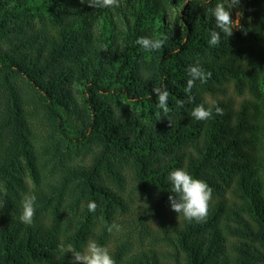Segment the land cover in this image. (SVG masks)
<instances>
[{"label": "trees", "instance_id": "16d2710c", "mask_svg": "<svg viewBox=\"0 0 264 264\" xmlns=\"http://www.w3.org/2000/svg\"><path fill=\"white\" fill-rule=\"evenodd\" d=\"M219 2L0 0V264H71L58 245L90 239L115 264H264V0H240L211 47ZM139 37L167 39L146 52ZM196 61L211 78L178 108ZM199 104L210 119L191 117ZM177 168L212 189L201 223L170 208Z\"/></svg>", "mask_w": 264, "mask_h": 264}, {"label": "clouds", "instance_id": "9594fccd", "mask_svg": "<svg viewBox=\"0 0 264 264\" xmlns=\"http://www.w3.org/2000/svg\"><path fill=\"white\" fill-rule=\"evenodd\" d=\"M84 3V0H81ZM240 0H227V2H219L211 9V15L214 18L215 28L210 31L208 44L211 47L218 46L223 38H229L233 35V29L239 20L233 21L232 9L238 7ZM87 5L95 9L119 7V0H87ZM241 14L237 12V17ZM167 37L153 39L149 37H139L136 43L146 52L159 50L163 47ZM189 79L187 80L185 93L186 100L177 102L178 108H183L185 103L191 104L194 102V97L191 95L195 82L199 80L201 84L207 83L211 78L212 73L205 71L200 62L196 61L194 65H189L187 68ZM157 97L158 103L156 107L164 114H168L171 110L168 106L169 92L166 89L154 88L152 90ZM215 107L217 115H222L223 110ZM212 108H205L203 104L196 105L191 111V117L197 121L208 120L212 117ZM167 181L171 185V194L168 196L170 208L177 215H182L188 222L195 221L201 223L206 220L209 203L212 199V189L203 180L194 178L188 172L181 168L171 171L167 177ZM34 195H26L21 202V214L19 220L25 225H31L35 216ZM89 212H95L97 204L91 201L87 204ZM113 230L119 232L120 226L113 223L108 226V231ZM60 253L70 252L72 254L71 264H115L114 259L110 255L108 249L99 245L95 240H89L83 251H77L72 245L65 247L63 244L58 245Z\"/></svg>", "mask_w": 264, "mask_h": 264}, {"label": "rangeland", "instance_id": "374dc122", "mask_svg": "<svg viewBox=\"0 0 264 264\" xmlns=\"http://www.w3.org/2000/svg\"><path fill=\"white\" fill-rule=\"evenodd\" d=\"M237 19H238V18H237ZM237 19H236V20H237ZM238 20H239V19H238ZM136 209H137V207L134 208V211H133V213H132V214H134V217H136L137 213L139 212V210H136ZM166 213H168V211H167ZM170 217H172V216H170ZM150 218L152 219L150 224H151V225H154L155 222H156V219H157L156 214H151V217H150ZM124 219H125L124 221H126V222H127V221L129 222V220H130V218H128V217H126V218H124ZM120 220L122 221L123 219L120 218ZM119 226H120V225H119ZM146 241H147V240L144 241V245L146 244Z\"/></svg>", "mask_w": 264, "mask_h": 264}]
</instances>
